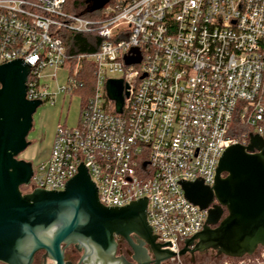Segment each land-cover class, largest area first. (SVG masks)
I'll return each mask as SVG.
<instances>
[{
  "label": "built area",
  "instance_id": "2783aa9c",
  "mask_svg": "<svg viewBox=\"0 0 264 264\" xmlns=\"http://www.w3.org/2000/svg\"><path fill=\"white\" fill-rule=\"evenodd\" d=\"M67 7L68 0H0V65L28 62L27 100L71 95L82 87L83 64L92 67L76 125L55 128L28 192L62 191L82 162L102 206L145 197L156 243L178 253L207 211L186 201L176 182L199 177L211 187L226 147L247 145L248 133L264 139V0H110L93 18ZM62 32L97 37V50L69 52ZM108 80L128 87L121 113L107 97Z\"/></svg>",
  "mask_w": 264,
  "mask_h": 264
},
{
  "label": "water",
  "instance_id": "95a60500",
  "mask_svg": "<svg viewBox=\"0 0 264 264\" xmlns=\"http://www.w3.org/2000/svg\"><path fill=\"white\" fill-rule=\"evenodd\" d=\"M110 0H85L86 13L103 8ZM129 64L128 62L126 63ZM30 65L15 59L0 65V263L31 264L38 251L54 264L64 262L61 245H74L96 254L102 264H120L111 259L114 236L121 237L131 251V261L122 264H163L175 257L215 252L217 257L240 259L264 247V139L249 135L247 145L226 147L219 157L213 185L179 180L183 198L207 211L200 232L184 239L178 253L156 243L146 221L147 199L130 201L123 207H104L97 188L80 162L77 174L62 191L33 189L23 194L32 176V163L17 157L28 146L32 116L42 105L26 99ZM106 94L122 112L128 87L122 80H108ZM135 239V242L133 241Z\"/></svg>",
  "mask_w": 264,
  "mask_h": 264
},
{
  "label": "rangeland",
  "instance_id": "374dc122",
  "mask_svg": "<svg viewBox=\"0 0 264 264\" xmlns=\"http://www.w3.org/2000/svg\"><path fill=\"white\" fill-rule=\"evenodd\" d=\"M101 12L99 10L92 12L91 16H97ZM47 84L49 93L55 92V82L52 79L42 81ZM60 95V94H59ZM65 99H60L59 105L54 106L50 103H44L37 108L32 116V129L28 133L26 141L30 142L29 146L18 155V160H24L32 163L35 168L43 155V147L51 127L66 124L73 127L77 119V107L80 103L79 95L62 94ZM23 194L28 193L26 187L20 188ZM191 257L185 255L181 258L182 264H264V250L255 251L251 256H244L240 259H228L226 257H217L215 252L208 251L206 253H196L194 255V263L190 262ZM164 264H170L165 262Z\"/></svg>",
  "mask_w": 264,
  "mask_h": 264
},
{
  "label": "trees",
  "instance_id": "16d2710c",
  "mask_svg": "<svg viewBox=\"0 0 264 264\" xmlns=\"http://www.w3.org/2000/svg\"><path fill=\"white\" fill-rule=\"evenodd\" d=\"M87 4L85 0H68V11L76 15L83 16L85 18H93L91 13H86ZM61 38L63 39L64 45H67L69 52L71 53H92L97 50L100 39L92 35H81V34H71L67 32H62ZM79 81L82 83V87L73 91L71 95H79L80 103L86 102L87 98L91 92L92 86V67L89 63H84L82 66L81 73L79 75ZM236 131L239 133L244 131V128L238 124L234 123ZM259 250H264V247H259ZM229 259V258H228ZM232 259V258H230Z\"/></svg>",
  "mask_w": 264,
  "mask_h": 264
},
{
  "label": "flooded vegetation",
  "instance_id": "af4514ba",
  "mask_svg": "<svg viewBox=\"0 0 264 264\" xmlns=\"http://www.w3.org/2000/svg\"><path fill=\"white\" fill-rule=\"evenodd\" d=\"M114 241H115L116 246H115L112 256L109 258L114 259L120 264H122L123 260H125L128 263H132L131 251L128 247V244L125 242V240L122 239L121 237L114 236ZM133 241L135 242V239H133ZM61 247L62 248L64 247V250H63L64 262H69L70 264H77L85 252L83 249H81V251L78 252L75 249V246L71 244L67 246H64L62 244ZM202 253H206V252H202ZM85 254L86 256L80 264H102L103 263L102 260L96 254H91L90 252H88V250L86 251ZM31 264H54V263L48 260L47 258H44L43 251H38L34 254ZM107 264H110V262Z\"/></svg>",
  "mask_w": 264,
  "mask_h": 264
},
{
  "label": "crops",
  "instance_id": "0c3cea01",
  "mask_svg": "<svg viewBox=\"0 0 264 264\" xmlns=\"http://www.w3.org/2000/svg\"><path fill=\"white\" fill-rule=\"evenodd\" d=\"M58 77H59V82L63 81V74L62 73H59V76ZM62 94L63 93H61L60 95L59 94L56 95V97L54 98V102L51 105H54V106L59 105V102H60V99L61 98L64 101L65 96L63 95V97H61ZM77 112H78L77 113V119L75 120V124L74 125H76V123L78 121L79 105L77 107ZM64 125L66 126V124H64ZM55 128H56V126L51 127V131L48 134V137H47V139L45 141V146L43 147V155H42L39 163L45 161L47 159V157H48V154H49V151H50V147H51V144H52V141H53V137H54Z\"/></svg>",
  "mask_w": 264,
  "mask_h": 264
}]
</instances>
